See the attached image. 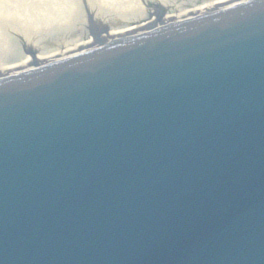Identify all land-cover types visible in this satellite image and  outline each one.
Listing matches in <instances>:
<instances>
[{"label":"water","instance_id":"water-1","mask_svg":"<svg viewBox=\"0 0 264 264\" xmlns=\"http://www.w3.org/2000/svg\"><path fill=\"white\" fill-rule=\"evenodd\" d=\"M261 18L264 19V0L256 3L254 6L250 5L241 13V20L245 25H248V29L241 31L239 27H235L232 29V33L229 36H237L245 33L247 30H256L254 33L257 31L260 32L261 28L262 30L264 29V22L257 24L253 20H259ZM224 39L223 37L221 39L217 38L216 40ZM120 43L121 42L116 43V45L110 49L118 51ZM260 47L262 48V46ZM204 53L209 56L208 51L204 50ZM223 54L225 56V53ZM208 61L209 57L208 59L204 57L191 62L189 64L190 67L187 68V73H195L199 65H204ZM236 68L238 69L239 67L236 66ZM225 73H227V70L224 69L220 75V79L215 82L216 84L210 86V88L219 86ZM256 73V71H253V75H256ZM173 75L177 77L178 72H174ZM235 75L240 77L242 74L235 71ZM258 106L259 109L262 108L261 105ZM181 117L182 115H176L175 119L181 121ZM179 121L168 124V128L177 125L182 128L184 127V131H187V133L184 139L181 140L182 143L180 145L171 143L173 140L180 139L179 137H174V134H172L170 139L155 137V140L158 142L154 149L155 159L159 155L158 152H164L167 147H170L171 151L174 152L180 149L186 140H198V138H200L202 142L195 146L205 147L208 144L207 141L209 138L216 134L227 132V130L224 129L225 125L216 124L213 130L206 127L211 133V135H207L201 132L203 129L200 130L196 122L193 124L195 128L192 127V129L188 124H185L186 120H182L180 123ZM211 121L215 120L211 119ZM211 121L207 125L211 124ZM251 121H254L256 124L252 125L251 122H248L246 125H251L252 128L238 131L241 133H238L241 138H246L250 133L264 134V121ZM222 123H225V120ZM202 124L204 125V122H202ZM184 131H181V133H184ZM11 140L10 143L13 144L17 139L12 136ZM169 140L170 143L168 142ZM5 141L7 140L5 139ZM167 143H169V145H167ZM157 147H159V149H157ZM26 150L28 149H25V151ZM171 151H166L168 156L163 163L157 164L155 159L147 161V164H142V166L137 167V169L140 170L135 169L133 171H137L136 174L132 173V175H128L126 178L120 180L121 189L127 191L129 179L131 177L139 178L136 185H133L132 197L125 202V205L133 204L135 202L134 200L139 199L140 196L137 197L139 193L143 199H146L142 207L149 205L153 201L154 192L152 189V193H149L147 189H143L144 181H152L154 173L159 169L160 177L158 179L162 186L166 183L168 184V182L174 183L179 175L173 176L172 178L174 179L172 181H167L166 175L169 173V169L173 167L177 174L187 173L192 170L200 156L198 155V157H193L188 160L185 166L174 167L170 165L173 161V159H171ZM243 155L245 159L242 157ZM229 159H232L233 165L224 163ZM213 160L218 161L221 165H214V163H212ZM210 163L214 165L215 174L209 172L211 168L207 169ZM256 166H259V168H255ZM95 168L99 171L104 170V166L102 165H96ZM251 168L257 169V171L249 174ZM106 170L112 172L110 165H106ZM195 172H198L196 176L197 174H202L204 176V182L201 181L195 185V181L191 179V186H187L183 183L173 191L164 193L161 198L163 201L169 198L172 203V207L169 209L163 206L160 211L161 213H166L168 217L171 216L173 212H181V215L175 220H168L166 218L159 222L157 224L158 234L153 233L148 239L146 238L147 241L145 240L144 244L139 245L136 249L137 251L131 254L133 257L132 259L126 257L127 254L122 250L130 249L128 246L112 249L110 252L106 251L108 259H110V256H113V254H116L115 258H113L109 264H264V148L261 145L257 146L251 153L246 152L243 148L230 147L225 150L214 148L213 152H208V158L195 170ZM214 177L220 178L217 180L215 186H209L208 183H210L211 179L213 180ZM86 178L89 183L86 190L81 193H76L73 189L69 188L68 182L73 181L69 176L63 175L59 177L55 175L52 177L49 181L50 186H48V191L51 193V196H55L53 199H59V202L57 203L58 206H54L49 212L53 214L58 208H61L67 213H72V209L77 208L85 215L91 216L94 213V211L90 209L91 204L97 203L99 208L107 205L106 197L114 192L112 189L114 185L107 182L104 188H99L97 186L99 180L96 176L88 172ZM146 178L148 179L145 180ZM9 187L10 184L8 183L4 185L0 184V189H2L1 192H3L1 194L3 196L11 195L8 189ZM162 188L165 187H161V189ZM204 188L211 189L213 191V196L200 194L199 192L203 191ZM37 191H39L38 188H33L32 192L27 190L23 193L24 199L27 201L32 199L38 201L35 198L38 194ZM96 192H98L97 195ZM68 194L71 196L69 198L71 201L75 200V197H79L78 199L80 202L73 203L69 208H66L64 199L67 198H60L59 195ZM40 200H43V198H40ZM15 201L14 198L10 203H7V205L9 204L7 207L8 210H12L13 212L15 208L17 211L22 209ZM3 208H0V210ZM12 212L1 216L0 222L8 221L9 226L20 228H24L29 224L27 222L30 219H26L25 217V219H23L22 216H16L15 218ZM46 216L49 217L50 215L48 214ZM82 217L83 219L81 221H84V216ZM126 217L135 221L141 219L139 211L133 215L127 213ZM34 219L39 220L43 219V217L39 219L35 217ZM67 228H69V224ZM172 233H174V237L179 245H173L174 249L172 253L169 249L165 250L167 253L159 250L158 244H164L166 238L171 236ZM133 237L134 235H130L129 241ZM196 238L198 239L196 246H190L194 253L191 258L186 248L188 244H194ZM154 239L157 240L154 241L157 246L149 241ZM231 246L235 247V251L222 255V252ZM63 253L69 254L66 250L63 251ZM142 254L143 256L141 258L140 255ZM81 260V257L78 255L76 263H80ZM95 264L99 263L96 262Z\"/></svg>","mask_w":264,"mask_h":264},{"label":"bare ground","instance_id":"bare-ground-1","mask_svg":"<svg viewBox=\"0 0 264 264\" xmlns=\"http://www.w3.org/2000/svg\"><path fill=\"white\" fill-rule=\"evenodd\" d=\"M35 1L0 0V27L4 28L11 20H15L17 24H27L25 18L21 16H29V10L44 13L42 16L44 17L49 13H59L62 4H64L66 8L69 7L68 10L74 8L69 5L68 0H39L43 3H35V5L29 9L28 6L32 5ZM46 1L47 3H45ZM128 1L129 2L101 0L102 3H106L105 5L112 7V9L109 7V10L106 11L105 8L108 6H102L100 2L96 5H90L95 6V9L105 12V14H96L95 16L94 13L96 11L94 12L89 8L92 11V15L95 16V18L97 17V21L100 22V24L93 27H101L103 30L108 28L109 35H115L119 32L120 34L124 32L132 34L133 31L143 27L144 23L148 26L150 23H155V16L158 15L163 17V20L167 22H173L182 18L183 15L201 14L209 10V7L232 4L235 2V0H173V2H171L172 0H150V4H153V2L154 4L147 9H142V1ZM13 2H15V4H13ZM86 6L88 8L89 5ZM110 10L111 12H109ZM152 10L154 11V15L150 12ZM41 13L39 14L41 15ZM106 13L115 14H113L111 20H109L105 18L106 15H108ZM112 23L118 26L110 25ZM124 23L132 25L122 28L119 27V25H123ZM102 25H104V27ZM72 26L70 25L64 29L60 28L54 31H43L40 30L41 28L34 27V29H36L35 31L32 32L31 29L27 35H22L23 37H20L25 42H23V47L10 46L9 41H7L8 35L6 32L3 30L0 31V38L3 43L0 47V78L25 73L35 67L44 65L50 66L53 61L55 62L66 59V57L77 55L87 50L86 48L88 46H92V33L89 30L85 32L80 30L77 32L79 27ZM20 27L22 26L20 25ZM110 27L112 28L110 29ZM94 28H91V30L93 33L97 34ZM6 45L8 46L5 47Z\"/></svg>","mask_w":264,"mask_h":264},{"label":"rangeland","instance_id":"rangeland-1","mask_svg":"<svg viewBox=\"0 0 264 264\" xmlns=\"http://www.w3.org/2000/svg\"><path fill=\"white\" fill-rule=\"evenodd\" d=\"M35 1V0H33ZM129 2L128 0H118V2ZM143 1V0H140ZM98 2L102 3L101 0H68L69 5L74 7L71 10H68L69 7H65L64 4H62V8H60L59 13H49L48 15L42 17L44 13L37 12L35 10H29L28 14L29 16H21L25 18V22L27 24L23 23H15V20H11L10 23L7 24L4 28L0 27V31L6 32L8 35L7 41H9L10 46H22L21 42H23V39L20 37L22 35H27V33L32 29V32L35 31L34 27L41 28L40 30L47 31V30H56V29H64L67 26L72 27H84L85 25L89 24L91 22V14L92 11L89 9L91 8L95 14H105V12L100 11L98 9H95V6L90 5H96ZM173 2V0L171 1ZM35 3H43L39 0H36L32 3V5L28 6L30 9L32 6L35 5ZM47 3V1L45 2ZM78 3V4H77ZM15 4V2H13ZM106 3H102V6H108L105 8L106 10H109V7L112 9L111 6L105 5ZM86 5H89L88 8ZM141 8L144 9L145 5L142 3ZM90 10V12H89ZM111 12V10L109 11ZM41 13V15L39 14ZM108 14V13H106ZM115 13L110 14L112 16ZM109 16V14H108ZM60 21V22H59ZM59 22V23H58ZM35 23V24H32ZM87 23V24H86ZM20 25L22 27H20ZM36 25V26H34ZM39 30V29H37ZM58 31V30H57ZM52 36V35H51ZM23 37V36H22ZM3 45L2 39L0 38V47ZM6 45L5 47H7Z\"/></svg>","mask_w":264,"mask_h":264}]
</instances>
